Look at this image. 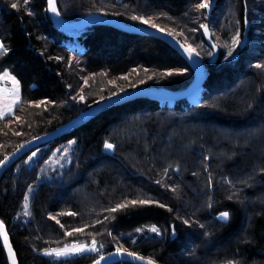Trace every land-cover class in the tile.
<instances>
[{
  "label": "trees",
  "instance_id": "trees-1",
  "mask_svg": "<svg viewBox=\"0 0 264 264\" xmlns=\"http://www.w3.org/2000/svg\"><path fill=\"white\" fill-rule=\"evenodd\" d=\"M12 2L19 7L12 9ZM200 2L56 0L65 23L96 15L137 26L132 15L153 16L179 29L178 41L196 47L207 75L196 104L127 101L41 147L36 160L27 163L26 154L11 165L0 178V220L5 222L18 264H92L100 255L56 260L43 253L74 242L90 244L93 238L97 246L104 245L101 255L115 252L121 244L158 264H226L228 260L264 264V68L255 67L264 65V0H218L209 17L205 10L195 9ZM45 8L46 0H29L28 5L23 0H0V41L8 49L0 55V72L8 69L16 77L22 101L11 115L0 119V159L75 119L83 108L73 101L80 89L87 105L97 96L110 95L103 75L138 76L144 83L134 84L137 88L172 93L191 84V70L164 43L104 26L67 36L53 27ZM245 20L250 23L247 43L230 61L217 47L213 51L208 46L200 28L201 21H213L224 38L239 29L242 39ZM206 51L217 53L214 61L205 56ZM182 69H186L183 75H159ZM45 99L55 103L41 108L28 103ZM254 132L259 136L254 138ZM157 136L160 142L165 139V145L150 143ZM69 140L76 143L68 170L40 178L43 160ZM106 140L116 145L112 154L105 152ZM165 146L170 149L164 155ZM240 180H247V185ZM29 185L33 187L30 217L24 222L19 212ZM83 197L90 201L83 202ZM138 197L163 203L172 211L156 204L106 211L125 198ZM222 211L230 213L226 222L216 219ZM72 212L76 215L68 214ZM185 219L195 223L185 225ZM152 224L161 229V236L135 231ZM77 228L84 231L65 236ZM0 264H8L1 241Z\"/></svg>",
  "mask_w": 264,
  "mask_h": 264
},
{
  "label": "snow or ice",
  "instance_id": "snow-or-ice-1",
  "mask_svg": "<svg viewBox=\"0 0 264 264\" xmlns=\"http://www.w3.org/2000/svg\"><path fill=\"white\" fill-rule=\"evenodd\" d=\"M24 5H28L29 4V0H23ZM10 7L12 9H17L19 7V4L17 2H12L10 4ZM196 10H206L208 8H210V0H201L200 3H197L194 5ZM46 12H51L52 14H54L55 16L59 17L60 16V11L57 8V4H56V0H47V4H46V8H45ZM28 15H33V13L31 11L27 12ZM130 19L134 22H139L142 25H145L153 30H155L158 33L167 35L169 37H171L173 40L177 39L178 35H182V33H176L174 31V29H166V28H162L159 24L155 23L154 20L150 17H146L145 15H132L130 17ZM170 19V18H169ZM247 20H245V24H247ZM200 28L203 29V32L205 35L209 34V28L207 24H201ZM191 31H196V29H191ZM177 43L179 44V47L183 50V52L185 54L188 55L189 58L192 57V55L195 53L197 55H199L198 52H196V49H194L190 44L187 43H180L177 40ZM241 43V39H240V32L239 29L236 30L235 34L232 35L231 37V44L230 45H226V47H228V56H231L234 52V50L236 49V47ZM213 48L217 47L216 44L212 45ZM8 51V49L5 48L3 41H0V55L6 54ZM209 55H211V53H209ZM56 59H60L59 57H56ZM256 68H264V65L262 64H256L255 65ZM136 69H133V72H135ZM186 71V69H182L180 70V72L178 73H174L173 71H165L163 73H160L159 75L161 76H172V75H183L184 72ZM145 74H147L148 70L144 69ZM9 79L11 80L12 84H13V88L11 89L10 95L12 97V99L10 101H8L3 107H0V118H3L5 116V113L7 111V113H11L12 112V108L14 105L18 104V103H22L21 101V95H20V86H19V81L16 79L15 76L11 75L8 69H4L2 73H0V79ZM120 79H128V76H122ZM148 79H152L151 76L148 77ZM139 83L143 84L144 80H140ZM70 87V86H69ZM121 92L124 91V89H120ZM114 96H118V93L114 92L113 93ZM79 99L80 101L84 100V96L81 94L79 95ZM30 104V106H33L35 108H41L42 106H46L49 103H55L53 101H49L47 99L45 100H40L37 102H28ZM21 118L20 117H16V120L19 121ZM16 135H20L19 132L15 133ZM76 141L74 140H69L68 141V145L71 146L73 144H75ZM104 148L106 150H114L116 145H114L113 143H110L109 141H104ZM59 151V150H58ZM63 152L65 153V155H67L68 153V148L63 149ZM36 155V152L32 153V157H34ZM32 157H29V159H31ZM9 159L8 156L3 157V159H0V166H3L7 160ZM208 157L205 156L204 160H207ZM205 171H207L208 169L205 168ZM262 172H264V169L261 170ZM164 172L167 173L168 172V168L164 169ZM193 175H196V173H193ZM253 177H249L248 179H252ZM157 183H160V181H156ZM225 183H231V181L228 178L224 179ZM239 183L245 184L247 185L248 181L247 180H240L238 181ZM207 186L209 188H211L213 186L212 183V177L211 174H209L208 180H207ZM173 191H175V188L172 189ZM33 191V187L32 185H29L28 187V191L25 192L24 194V204L23 207L25 209L24 214L27 216L30 213L28 212V201H29V193H31ZM232 196H229L228 199H232ZM209 200H211V197L209 198ZM156 204L159 208H167V210L169 212L172 211L171 208H169L167 205L160 203L158 201H153L150 199H143V198H137V199H127L125 198L124 201L117 203L115 205V207H110L107 208L106 211L109 213H116L118 210H123L128 208L129 206L132 207H136V206H150ZM209 208H211V203H209L208 205ZM69 215H76V213L72 212V213H68ZM230 218V213L228 211H222L218 214V216L216 217L217 220L219 221H228ZM49 219H55V217L53 216H49ZM109 217H105V220H108ZM114 219V217H113ZM57 223H59V221H56ZM185 225H191V223H195V221H189V220H183L182 221ZM96 223H102L100 220H97ZM61 227H63V225H61ZM201 228H204L205 226L203 224L200 225ZM84 231L83 228H77L74 229L72 232H65V236H72L75 232H79L82 233ZM135 231L137 233H140L142 231H144L143 228H136ZM147 231L150 233H154L156 236H161L162 235V231L160 228H158L155 224H152L150 226L147 227ZM175 234V230L173 229V235ZM209 233L205 232L204 235L207 236ZM109 236L112 235L111 232L108 233ZM0 237L3 238V245L4 248L7 250V255H8V260L10 261V264H17V260H16V256L15 253L13 252L12 247L9 244V235L5 230V222L3 220H0ZM113 239H115V237H113ZM104 247L103 244H99V246H97V241L93 238V240L91 241L90 244H84L82 242H74L71 244H65L64 247L62 248H54V249H46L44 250V254L47 256H55L57 258H61V257H67L69 255H75V254H81L84 252H93V253H97L99 254L100 249H102ZM116 255H124L127 254L128 256L134 258V259H138L142 261V264H156V261L152 258H145L142 256H139L137 253L135 252H129L126 248H124L123 245L121 244H117L116 247ZM109 255H112L111 253ZM105 257L104 256H99L98 259H94L92 264H101V261L104 260ZM226 264H240V261H236V260H228L226 261Z\"/></svg>",
  "mask_w": 264,
  "mask_h": 264
},
{
  "label": "water",
  "instance_id": "water-1",
  "mask_svg": "<svg viewBox=\"0 0 264 264\" xmlns=\"http://www.w3.org/2000/svg\"><path fill=\"white\" fill-rule=\"evenodd\" d=\"M217 2L218 0H210V8L205 10L207 16H211L213 10L216 7ZM46 4H47V0H46ZM47 14L53 27L58 32L67 36H72V35L75 36L92 27L104 26L115 29L125 34L156 39L164 43L166 46H168L172 51H174L178 56H180L184 60V62L187 64V66L192 72L193 80L189 85V87L181 92L169 93L164 96L162 95L159 96L160 94H156V92H153L152 90L138 89V90L126 92L120 96H116L114 98L96 104L94 107L83 112L81 115L71 120L67 124L60 126L59 128H57L56 130L50 133L32 139L26 142L25 144H23L22 146L18 147L16 150H14L11 154L8 155L9 159L7 160V162L3 166H0V178L11 165L16 163L20 158H22L26 154L36 150L37 148H40L42 146L54 142L61 136L73 131L74 129L78 128L79 126L89 121L90 119L94 118L96 115H98L99 113L103 112L108 108L135 99H147V100L157 101L166 104H172L174 102H178L182 100H186L187 102L190 103V101H192L194 97L196 98L198 96V92L206 79V75H207L206 69L202 65V62L195 53L192 55L191 58H189L188 55L183 52V50L179 47V44L177 43V39L173 40L171 37L158 33L150 28H145L141 26H129L118 20L106 18L102 16H96V15L88 16L77 22L67 24L64 23L59 17L52 14L51 12H47ZM248 32H249V26L248 24H245L240 47L244 46ZM204 37L206 39L208 46L212 48L213 51H216L217 50L216 47L215 48L212 47L213 43L210 41V33L208 35L204 34ZM0 241L5 252L7 262L8 264H10V261L8 260L7 250L4 248L3 245L2 237H0ZM111 254L112 255L108 254L107 256H105V259L101 261V264H118V263L142 264L141 260L134 259L128 256L127 254L124 255H116L115 253H111ZM156 264L158 263L156 262Z\"/></svg>",
  "mask_w": 264,
  "mask_h": 264
},
{
  "label": "rangeland",
  "instance_id": "rangeland-1",
  "mask_svg": "<svg viewBox=\"0 0 264 264\" xmlns=\"http://www.w3.org/2000/svg\"><path fill=\"white\" fill-rule=\"evenodd\" d=\"M93 16V15H92ZM260 15H258V18H259ZM146 17H150L154 20L155 23L159 24L162 28H166V29H169L170 27L164 25V24H161L155 17L153 16H146ZM209 17V16H207ZM60 18V17H59ZM257 18V17H256ZM255 18V19H256ZM63 21V20H62ZM64 22V21H63ZM257 22V21H256ZM255 22V23H256ZM65 23V22H64ZM67 24H71V23H67ZM201 24H207L208 25V28H209V33H210V41L213 42L217 45V48L222 52L223 54V57L225 60L227 61H230L232 58H235L237 56V53H238V50H240V48H244L245 44L247 43V38H246V41H245V44L243 47H240V44L236 47V49L234 50L233 54L231 56H228V47H226V45H230L231 44V37L230 38H224L216 29H215V26L213 24V21L212 22H207L206 23H203V21L200 22V25ZM248 26H249V32H250V23H247ZM254 25V23H252V26ZM137 26H141V27H145V28H149L145 25H142L139 23V25ZM151 29V28H150ZM170 29H174V31L176 33H181V31L179 29H175V28H170ZM202 31V34L204 35V32H203V29L201 30ZM248 32V34H249ZM247 34V36H248ZM177 37H182V35H178ZM212 39V40H211ZM241 39V38H240ZM242 40V39H241ZM188 44V43H187ZM191 45V44H190ZM192 46V45H191ZM194 49H196V47L192 46ZM208 47V46H207ZM197 51V49H196ZM209 53H211V55H209ZM215 53V54H214ZM197 55V54H196ZM216 55L217 53L216 52H205V56H207L208 58H210L209 60H212L214 61L215 58H216ZM198 58L200 59L201 61V58L199 55H197ZM74 56L71 55V59H73ZM202 62V61H201ZM203 65V64H202ZM3 72V71H2ZM0 72V73H2ZM173 72H180V71H173ZM136 75V74H135ZM102 77V80L104 81V88L108 89V93H111L110 95H106L105 97H102V96H97V98L95 99L96 101L89 104L88 105L85 102V100L83 101H80L79 99V95H83L84 96V92L82 89H80L78 91V94L73 98V101L74 102H78L80 104H83V108H82V111L80 112L79 115H81L83 112L87 111L88 109L94 107L96 104L100 103V102H103V101H106V100H109L111 98H114L116 96L113 95L114 92L118 93V96L126 93V92H130V91H134V90H138V89H147V88H137L138 86H135L134 84H137L139 82V79L141 77H138V76H133V75H129L128 76V79L125 80V79H120L121 77L119 78H111V77H107V76H101ZM13 88V84L11 82V80L5 78V79H0V107H3L8 101H10L12 99L11 95H10V92H11V89ZM120 89H124L123 92L120 91ZM149 90H152L153 92H156V93H163L165 95L169 94V93H172V92H168V91H165L163 89H157V88H150ZM202 90V87L200 88L199 92H198V96L194 99H192V101H190L191 104H196L198 99H199V95H200V92ZM17 105V104H16ZM14 105L13 108H12V112L14 110V107L16 106ZM169 105H173L172 104H169ZM11 113H5V116H8V115H11ZM78 115V116H79ZM4 116V117H5ZM77 116V117H78ZM76 117V118H77ZM1 119V118H0ZM251 130V129H250ZM114 131H116L115 129L112 130V132L114 133ZM137 134H141L143 135V132L141 131H136ZM259 136L258 133H255L254 132V138H256V136ZM145 137V136H143ZM177 136L174 135V138H176ZM35 139V138H34ZM32 140V139H31ZM30 141V140H29ZM165 141V139H164ZM163 141V142H164ZM160 140H158V136L157 138H154L152 140H150V143L151 144H155V143H159ZM163 142H160L159 146H163L165 145V143ZM74 145V144H73ZM73 145L69 146L68 145V142L66 143H63L61 145H58L57 147H55L49 154H48V157L46 159L43 160V163H42V166L40 168V178H49L50 175L52 174H63L64 171L68 170L71 162H72V155H73ZM22 146V145H21ZM43 147V146H42ZM41 148V147H40ZM40 148H37L36 150L28 153V157L26 159V162H30V161H34L37 159V156H38V153L40 152ZM65 148H68V153L67 155H65V153L63 152V149ZM180 148H183V147H180ZM143 149L146 150V144L143 143ZM170 147L168 146H165L163 147L162 149V153L165 155L167 151H169ZM59 150V151H58ZM33 152H36V155L34 157H32V153ZM105 152L109 153V154H112L113 150L109 151V150H106L105 149ZM29 157H32L31 159H29ZM132 159V157H130ZM137 163V164H136ZM136 166H138V162H135ZM132 166V165H131ZM137 168V167H136ZM124 178V177H122ZM83 202H87V201H90L88 197H83L82 199ZM23 204H24V201H23ZM23 204H22V209H21V212H19V218L22 220V221H27L29 219V215H25L24 212H25V209L23 207ZM28 205H29V201H28ZM30 210V205L28 207V212ZM145 234L147 233L148 235H155L154 233H150L147 231V229H144V231L140 232L139 234ZM156 236V235H155ZM89 244V243H88ZM101 252V251H100ZM99 252V254H97L98 256H107V255H101V253ZM87 253H93V252H84V253H81V254H75V255H69L67 257H61V258H57L55 256H47L43 253L44 256H47V257H51L52 259H56V260H60V259H67V258H72V257H75V256H79V255H83V254H87ZM113 253H116L113 252ZM99 258V257H98ZM97 258V259H98Z\"/></svg>",
  "mask_w": 264,
  "mask_h": 264
},
{
  "label": "bare ground",
  "instance_id": "bare-ground-1",
  "mask_svg": "<svg viewBox=\"0 0 264 264\" xmlns=\"http://www.w3.org/2000/svg\"><path fill=\"white\" fill-rule=\"evenodd\" d=\"M72 37H74L73 35H72ZM80 53V52H79ZM79 53H76V54H79ZM156 94H160L159 96H164L165 94H163V93H156Z\"/></svg>",
  "mask_w": 264,
  "mask_h": 264
}]
</instances>
